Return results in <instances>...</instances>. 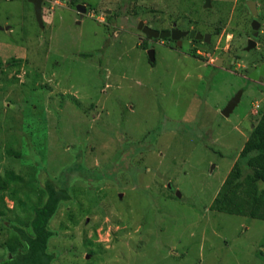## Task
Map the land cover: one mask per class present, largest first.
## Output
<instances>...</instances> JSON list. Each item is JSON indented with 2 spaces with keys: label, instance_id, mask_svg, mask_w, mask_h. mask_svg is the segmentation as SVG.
I'll return each mask as SVG.
<instances>
[{
  "label": "rangeland",
  "instance_id": "rangeland-1",
  "mask_svg": "<svg viewBox=\"0 0 264 264\" xmlns=\"http://www.w3.org/2000/svg\"><path fill=\"white\" fill-rule=\"evenodd\" d=\"M241 3L42 0V28L31 0H0V264L46 179L71 195L53 264H264V219L211 209L264 108ZM141 22L209 42L151 41Z\"/></svg>",
  "mask_w": 264,
  "mask_h": 264
},
{
  "label": "trees",
  "instance_id": "trees-1",
  "mask_svg": "<svg viewBox=\"0 0 264 264\" xmlns=\"http://www.w3.org/2000/svg\"><path fill=\"white\" fill-rule=\"evenodd\" d=\"M193 56L200 57L196 52ZM259 115L240 158L212 203L211 209L215 212L264 219V108ZM16 157L27 161L25 156ZM14 178V182L21 180L19 176ZM4 182L0 183V190L7 191L9 184ZM55 183L50 179L44 182L45 201L34 208L31 232L10 224L11 234L6 245L10 254L2 264H53L55 256L49 252V245L55 233L49 226L61 206L71 201L69 189Z\"/></svg>",
  "mask_w": 264,
  "mask_h": 264
},
{
  "label": "flooded vegetation",
  "instance_id": "flooded-vegetation-1",
  "mask_svg": "<svg viewBox=\"0 0 264 264\" xmlns=\"http://www.w3.org/2000/svg\"><path fill=\"white\" fill-rule=\"evenodd\" d=\"M248 1L249 0H242V3L240 5L241 10H244V16H243V21L246 20L244 27H245V31L243 30L242 33L239 32L237 35L238 40L241 41V46L243 43V51H246L248 54L252 53V58L249 60L250 64H253V69L251 70V72H249L248 76L260 69L262 66H264V57L261 56L259 54V52H263L264 51V24L262 23V8H261V1L263 0H252V2H254L256 4V9H257V15H254L252 13V11L250 10L249 6H248ZM257 22L256 24H254V22ZM254 26L258 27V29H254ZM139 29V27H138ZM176 29V28H174ZM173 28L167 31H172L174 30ZM140 30V29H139ZM178 30V29H176ZM142 32V30H140ZM181 31V30H179ZM191 29L185 30V31H181V32H188V35H184L180 38V44L182 46V42L185 40H188L189 42H198V41H202V42H206V37L203 40H196L195 37H191L190 33H191ZM162 32V31H159ZM143 33V32H142ZM143 36L148 39V40H156L159 41L160 39H149L147 38V36L143 33ZM207 36V35H204ZM164 40H169L170 42H174L177 46H178V41H173L171 38L169 39H164ZM244 40V41H243ZM243 41V42H242ZM254 45L255 47H253L251 50H248V47L250 45ZM180 46V47H181ZM179 47V46H178ZM264 78V76H260L259 79ZM257 81V80H256ZM258 82V81H257ZM243 94V92H242ZM242 98V96H241ZM241 101V100H240ZM237 108V107H236Z\"/></svg>",
  "mask_w": 264,
  "mask_h": 264
},
{
  "label": "water",
  "instance_id": "water-1",
  "mask_svg": "<svg viewBox=\"0 0 264 264\" xmlns=\"http://www.w3.org/2000/svg\"><path fill=\"white\" fill-rule=\"evenodd\" d=\"M210 1L211 0H206V6L205 7H209L210 6ZM31 3H33L34 8H35V16L37 21L39 22L40 26L42 28H45L44 25V20H43V13H42V0H31ZM248 6L250 8V10L252 11V13L254 15H257V9H256V4L254 2H252V0L248 1ZM78 10H80L81 13H85V8L84 6L78 5ZM257 22L255 21L254 24H256ZM139 29L142 30V32L147 36V38L149 39H160V40H164V39H169L171 38L173 41H178V46L180 47V38L184 35H188V32H181L179 30H172V31H155L154 29H152L151 27H148L146 25L143 24V22L140 23L139 25ZM254 29H258V27L254 26ZM4 30V28H0V31ZM6 30H8V27L6 28ZM190 36L193 38L195 37L196 40H203L205 37L206 42H209V36H204L194 30L191 31ZM253 47H255L254 45H250L248 47V50H251ZM150 54V60L151 62L154 63L155 61V56H154V50H150L149 51ZM221 64V62L217 61V65ZM260 76H264V66H262L260 69L252 72L250 74V78L253 80H258L260 78ZM241 96H242V92H239L237 94V96H235L227 105V107L223 110L222 114L225 117H230V115L234 112V110L236 109V107L239 105L240 100H241ZM177 195L180 197V193L177 192Z\"/></svg>",
  "mask_w": 264,
  "mask_h": 264
}]
</instances>
